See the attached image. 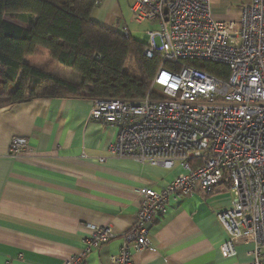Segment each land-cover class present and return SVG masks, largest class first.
Wrapping results in <instances>:
<instances>
[{"label": "built area", "instance_id": "2783aa9c", "mask_svg": "<svg viewBox=\"0 0 264 264\" xmlns=\"http://www.w3.org/2000/svg\"><path fill=\"white\" fill-rule=\"evenodd\" d=\"M214 9L212 0L131 1L137 21L159 24L147 32L144 54L159 52L163 62L143 98H93L90 117L119 128L113 155L179 164L182 172L160 190L140 189L137 221L110 264H134L135 252L152 248L150 225L172 197L198 187L210 191L225 178L234 198L218 213L228 233L220 252L233 256L238 242H251L247 264H264V0L243 2L237 20L215 18ZM120 30L131 35L127 26ZM204 61L227 65L229 74L197 65ZM28 151V138L14 136L10 153ZM116 235L109 225H91L81 251L61 264H83L89 251Z\"/></svg>", "mask_w": 264, "mask_h": 264}, {"label": "crops", "instance_id": "0c3cea01", "mask_svg": "<svg viewBox=\"0 0 264 264\" xmlns=\"http://www.w3.org/2000/svg\"><path fill=\"white\" fill-rule=\"evenodd\" d=\"M131 1L99 0L91 18L112 29L128 27ZM245 1L231 0L232 7L214 15L237 20ZM55 66L75 74L60 76L80 82L77 72ZM92 106L93 98L71 95L0 105V264H61L81 251L91 225H109L117 235L89 251L83 264H110L137 221L140 189L160 190L182 172L179 164L166 168L113 155L119 128L92 119ZM14 136L27 137L30 151L12 155ZM229 184L225 178L210 191L198 187L172 197L150 225L152 248L135 252L134 264L249 263L251 242H238L233 256L220 252L228 233L218 213L232 206Z\"/></svg>", "mask_w": 264, "mask_h": 264}, {"label": "trees", "instance_id": "16d2710c", "mask_svg": "<svg viewBox=\"0 0 264 264\" xmlns=\"http://www.w3.org/2000/svg\"><path fill=\"white\" fill-rule=\"evenodd\" d=\"M98 3L0 0V105L37 96L137 100L147 94L163 62L161 54L148 57L145 42L95 22L91 13ZM42 48L53 60L77 72L80 82L30 64L28 56ZM165 65L174 68L170 62ZM197 65L212 74H229L225 64L204 61Z\"/></svg>", "mask_w": 264, "mask_h": 264}, {"label": "rangeland", "instance_id": "374dc122", "mask_svg": "<svg viewBox=\"0 0 264 264\" xmlns=\"http://www.w3.org/2000/svg\"><path fill=\"white\" fill-rule=\"evenodd\" d=\"M212 4L215 7L214 13H216V12L217 13H224L227 11V9L229 7H232L231 0H212ZM214 17L218 18V19L226 18V17H220L218 15L217 16L214 15ZM14 19H16V18H14ZM126 22L128 24L131 35L140 41L144 40V37L148 31L157 30L159 28L158 23H152L149 20L137 21L134 18L133 14L131 13L130 9H128L126 12ZM156 40H157V43L160 44L158 37ZM46 51H47L46 49L42 48V50L39 53L33 54L32 57H34V58L29 59L28 62L32 63V64H34V63L40 64L41 63L42 66H40V67L47 68L50 72H52L54 74H57V73H58L57 75L63 74L65 76H67L68 78L74 79L75 74L70 70H66L65 68H61L60 66L56 67L55 63L57 61L53 60V58L51 56H46ZM130 65L134 66V65H132V63H130ZM53 70H55V72Z\"/></svg>", "mask_w": 264, "mask_h": 264}]
</instances>
